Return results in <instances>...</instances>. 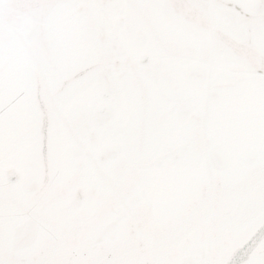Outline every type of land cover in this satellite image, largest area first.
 <instances>
[{
	"label": "snow or ice",
	"instance_id": "obj_1",
	"mask_svg": "<svg viewBox=\"0 0 264 264\" xmlns=\"http://www.w3.org/2000/svg\"><path fill=\"white\" fill-rule=\"evenodd\" d=\"M0 264H264V0H0Z\"/></svg>",
	"mask_w": 264,
	"mask_h": 264
}]
</instances>
